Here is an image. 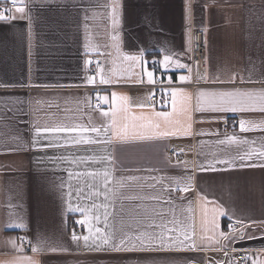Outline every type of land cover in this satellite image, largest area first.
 Listing matches in <instances>:
<instances>
[{
  "label": "crops",
  "instance_id": "0c3cea01",
  "mask_svg": "<svg viewBox=\"0 0 264 264\" xmlns=\"http://www.w3.org/2000/svg\"><path fill=\"white\" fill-rule=\"evenodd\" d=\"M193 29L203 34L199 79L191 71ZM90 55L103 61L97 76L87 73ZM155 84L164 86L163 107L149 101ZM201 91L264 92V0H23L9 8L0 20V264H239L240 253L264 264V157L244 161L255 167L239 159L264 150V112L259 104L198 111ZM113 93L126 99L113 105ZM225 120L236 126L224 129ZM37 127H96L100 136L87 135L102 142L38 136ZM228 160L233 165L217 163ZM75 219L87 223L74 241ZM226 221L236 227L225 230ZM97 229L99 236L175 229L196 247L92 250Z\"/></svg>",
  "mask_w": 264,
  "mask_h": 264
},
{
  "label": "snow or ice",
  "instance_id": "6c2138e0",
  "mask_svg": "<svg viewBox=\"0 0 264 264\" xmlns=\"http://www.w3.org/2000/svg\"><path fill=\"white\" fill-rule=\"evenodd\" d=\"M12 3L18 4V3H23V0H12ZM17 12H23L22 7H17L16 8ZM114 14V10H113ZM7 19V17L0 12V20ZM131 59H136L135 57H132ZM170 57L165 56L164 57V65L163 67L167 69L168 64L167 61H169ZM176 67L178 68H184L185 65L179 63L178 61L176 62ZM141 71L142 75H146L148 77V82L149 83H154V73L153 71H148L146 68H144L143 64L141 65ZM181 80H186V76H181ZM89 84L95 83L94 78L89 77L88 81ZM112 81L106 80L103 77L100 79L101 84H106V83H111ZM172 97H173V103H175V97H176V90H172ZM105 102H107L108 98L107 97H102ZM124 101L126 98L125 97H118L115 93L112 94L111 100L112 104L115 105L117 100ZM190 99V98H189ZM197 104L198 107L196 110H203L202 106L203 104H208L211 107L212 111L215 112H224V111H247L250 108L254 107L256 104H259L260 111L264 112V92H261L259 94H255L252 92H241V91H233V92H219V93H207L204 91H201L198 93L197 96ZM115 114V111H113V115ZM103 115L107 116L109 115L108 112H104ZM167 115V114H164ZM259 125H251V127H258ZM191 126L189 125V128ZM240 128L241 131H248L249 130V125L248 122L246 121H241L240 122ZM108 128L106 127L103 131V135H107ZM48 132H62V133H67L69 135H72L75 133L77 136L80 137V139L76 140L74 139V143H87V144H92V143H101L102 141L97 139L93 140L88 137V133H96L97 136L101 135V129L96 128V127H91V128H75V127H57V128H36V133L39 136L41 133H48ZM170 133H163V135H169ZM114 135L119 136L120 133L116 132ZM123 138V137H122ZM227 141L229 143L233 144H244L247 143L246 140H238L236 136H228ZM223 143V142H222ZM43 147L48 148L52 147L50 143H46L43 145ZM255 154L257 155L258 158L264 157V150H261L256 153H245L244 155H241L239 157L241 161V167H255L256 165L254 164H246L244 163L245 160H250L252 158V155ZM109 160L111 158L109 157ZM217 163H226L229 164L230 166L233 165L232 160L228 161H218ZM209 168L214 169L213 164L208 165ZM71 176V173H69ZM88 175L91 176H96L97 173H88ZM104 179H105V187H107V184L110 182L108 179V174L107 172L104 173ZM180 191H188L187 187H184L182 189H178ZM79 209H72L69 207V211H75ZM81 214H84L83 210H80ZM226 214V213H222ZM76 223L78 224H85L87 223V220H77ZM9 227H12V225H9ZM15 227L20 228L22 225L17 224ZM167 235L165 234L164 231L160 233L156 232H142V233H136L132 235L128 234H123V233H118V232H113L111 234H107L104 236H99L100 230L97 229V238L92 241L91 248L92 250H100L104 251L107 250L108 247H110L114 251H129V250H136V249H141V250H149V249H154V248H164V247H174L177 244L186 246L188 248H194L196 245L194 243H189L191 240V237L187 234L184 233V237L181 240L179 236H174L171 233L175 232V229H167ZM221 236H224V233H220ZM227 238V237H226ZM23 240L24 238H20ZM72 239L79 240L81 237H78L75 232H73ZM82 239L85 241V244H88V241L90 240L89 236H84ZM167 241V243H166ZM34 251L36 249H33ZM55 250V249H52ZM247 259V257H245ZM232 264H235V261L232 262Z\"/></svg>",
  "mask_w": 264,
  "mask_h": 264
},
{
  "label": "built area",
  "instance_id": "2783aa9c",
  "mask_svg": "<svg viewBox=\"0 0 264 264\" xmlns=\"http://www.w3.org/2000/svg\"><path fill=\"white\" fill-rule=\"evenodd\" d=\"M14 4L12 2L3 3L0 2V12H2L6 17H8V9L13 7ZM204 59V46H203V34L202 31L199 29H193L191 35V67H192V74L193 79H199V74L201 71V63ZM87 73L91 76H97L100 70L103 67V61L96 55H90L87 60ZM153 67H157V61H153ZM150 90L149 101L152 104L157 105L158 107H163L167 101V98L164 94H159V90L162 89L164 86L160 84L150 85L147 86ZM99 107V103L96 104ZM236 126V122L233 120H225L223 122L224 129L234 128ZM170 155L179 156V154L174 151L170 150ZM77 219L73 220L70 225V230L75 233H80L83 230V224L76 223ZM236 225L231 221H226L224 224V228L227 231L233 230ZM22 238V237H21ZM20 241H22L20 239ZM245 255L240 253L236 257V261L239 264H249L248 259H245Z\"/></svg>",
  "mask_w": 264,
  "mask_h": 264
},
{
  "label": "rangeland",
  "instance_id": "374dc122",
  "mask_svg": "<svg viewBox=\"0 0 264 264\" xmlns=\"http://www.w3.org/2000/svg\"><path fill=\"white\" fill-rule=\"evenodd\" d=\"M203 63H201V66H202ZM201 71H202V68H201Z\"/></svg>",
  "mask_w": 264,
  "mask_h": 264
}]
</instances>
